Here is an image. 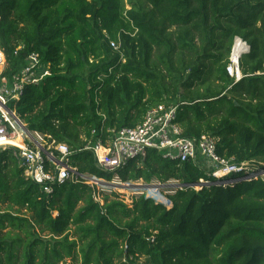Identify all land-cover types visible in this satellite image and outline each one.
I'll return each mask as SVG.
<instances>
[{"label": "trees", "instance_id": "16d2710c", "mask_svg": "<svg viewBox=\"0 0 264 264\" xmlns=\"http://www.w3.org/2000/svg\"><path fill=\"white\" fill-rule=\"evenodd\" d=\"M236 37L251 47L238 83L226 71ZM0 47L8 79L32 53L50 70L10 108L49 144H66L83 174L111 181L87 146L161 104L178 106L185 137L210 134L221 156L264 163V0H0ZM117 174L206 177L156 150ZM95 192L68 181L46 195L0 150V264H264L261 181L180 190L170 209L143 195L101 204Z\"/></svg>", "mask_w": 264, "mask_h": 264}, {"label": "built area", "instance_id": "2783aa9c", "mask_svg": "<svg viewBox=\"0 0 264 264\" xmlns=\"http://www.w3.org/2000/svg\"><path fill=\"white\" fill-rule=\"evenodd\" d=\"M111 46L114 49L119 48L115 41H111ZM250 51L251 47L247 41L240 37L235 38L226 67L228 75L235 83L244 78L241 60ZM27 61L26 68L12 79L4 77L7 60L0 47V150L14 151L24 168L25 176L38 184L46 195H53L56 186L64 185L68 181L83 182L96 189L94 197L101 204L102 192L112 193V190H119L134 192L130 203L134 197L143 195L170 209L173 207L170 196L180 190L201 191L211 187L227 189L251 182L264 183V163H238L234 157L221 156L218 150L220 139L210 134H203L199 138L185 137L184 129L177 122L178 106L166 104L150 109L138 126L112 131L113 136L107 143L98 140L95 145L87 146V149L94 153L97 167L104 172L114 173L111 181L79 172L69 164L71 151L66 144H49L47 135L29 130L10 108V102L19 99L27 86L39 84L50 74V70L40 64V56L37 53H32ZM150 150H156L165 159L181 164L191 162L206 177L194 183H182L176 179L166 182L154 181L150 184L143 180L123 182L117 172L132 160H144ZM98 180L105 183H98ZM142 181L146 189L135 190L131 187V184H144ZM114 185L130 189L121 190L112 187ZM152 187H159L158 192L167 201L160 202L151 197L148 189Z\"/></svg>", "mask_w": 264, "mask_h": 264}, {"label": "rangeland", "instance_id": "374dc122", "mask_svg": "<svg viewBox=\"0 0 264 264\" xmlns=\"http://www.w3.org/2000/svg\"><path fill=\"white\" fill-rule=\"evenodd\" d=\"M143 182V181H142ZM98 183H105V182H100L98 181ZM144 183V182H143ZM145 184V183H144ZM102 185H105V184H102ZM132 187H140L138 184H131ZM114 188H118L120 189V187H118L117 185H114L112 186ZM122 189H126V188H122L121 187V190ZM137 189V188H136ZM113 192L112 193H107V192H102V195H112V194H116V195H119L120 198H122L123 200H125L126 203H130L132 197L135 195L133 194L134 192H123V191H119V190H112ZM159 200V199H158ZM6 206H2V208H5ZM141 261H144V259H142ZM66 264H71L70 261L68 260V262Z\"/></svg>", "mask_w": 264, "mask_h": 264}, {"label": "bare ground", "instance_id": "6f19581e", "mask_svg": "<svg viewBox=\"0 0 264 264\" xmlns=\"http://www.w3.org/2000/svg\"><path fill=\"white\" fill-rule=\"evenodd\" d=\"M140 187H135V190H140V189H146L145 184H142L141 182L138 184ZM132 187V186H131ZM137 188V189H136ZM126 189H130V188H126ZM134 189V188H133ZM159 187H152L148 189V194L153 197L155 200L160 201V202H165L167 201V199L161 195V193L158 192ZM159 199V200H158Z\"/></svg>", "mask_w": 264, "mask_h": 264}]
</instances>
